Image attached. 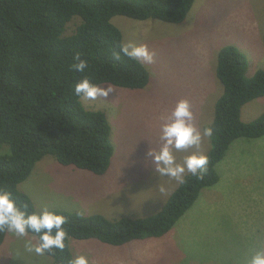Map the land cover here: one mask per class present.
Segmentation results:
<instances>
[{"label": "rangeland", "instance_id": "rangeland-1", "mask_svg": "<svg viewBox=\"0 0 264 264\" xmlns=\"http://www.w3.org/2000/svg\"><path fill=\"white\" fill-rule=\"evenodd\" d=\"M112 23L121 30L123 44H144L154 52L152 64L142 63L149 81L141 89L110 84L115 91L106 100L82 98L86 108L104 111L110 123V166L95 175L43 156L18 184L37 211L47 207L108 218L157 212L178 183L155 173L148 150L159 148L160 124L176 101H189L193 123L203 133L222 92L214 75L218 49L228 44L242 51L248 75L264 68V0H194L180 23L121 15ZM263 111L264 96L244 104L241 118L250 121ZM209 145V138L203 137L198 149L174 155L182 162L191 152L204 153ZM216 169L218 182L201 189L163 237L120 246L71 238L73 256L85 254L89 264H246L264 249V136L232 141ZM26 241L38 243L31 233L17 237L6 232L0 264H51L45 253L27 251Z\"/></svg>", "mask_w": 264, "mask_h": 264}, {"label": "trees", "instance_id": "trees-1", "mask_svg": "<svg viewBox=\"0 0 264 264\" xmlns=\"http://www.w3.org/2000/svg\"><path fill=\"white\" fill-rule=\"evenodd\" d=\"M194 0H0V189L11 194L26 213L37 211L18 184L45 155L59 164L95 175L106 173L114 145L104 111L88 109L74 92L87 77L141 89L149 81L145 66L122 52L116 15L135 20L180 23ZM264 43V30L262 33ZM87 62L83 73L74 70V56ZM247 57L234 45L216 53L214 75L222 86L215 99L210 126L207 170L203 178L186 174L160 209L148 216L108 218L100 213L49 209L66 217L63 250L45 252L51 264H68L70 239H96L120 246L138 239L162 237L192 206L201 189L218 182L216 169L237 138L264 136V111L243 121L241 108L264 96V68L247 74ZM39 212V211H37ZM7 231H0V245ZM31 233V232H29ZM37 242L39 237L35 233Z\"/></svg>", "mask_w": 264, "mask_h": 264}, {"label": "clouds", "instance_id": "clouds-1", "mask_svg": "<svg viewBox=\"0 0 264 264\" xmlns=\"http://www.w3.org/2000/svg\"><path fill=\"white\" fill-rule=\"evenodd\" d=\"M123 53L129 59L143 64H152L154 62V52L150 51L144 44L137 45L129 41L126 44L119 45V52L113 54L119 59L120 53ZM75 63L71 65L75 71L83 73L87 68V62L80 58L79 54L74 56ZM114 88L100 86L91 82L87 77L80 79L74 85V92L78 97L85 100L96 101L98 99H107L114 92ZM193 112L187 99L176 101L171 113L160 124V141L158 149L148 150V156L154 166L155 173L158 176L173 178L178 184H184L186 174H190L197 179L203 178L207 165L209 163L206 154L194 151L178 162L175 152L189 148H199L203 137H211L213 130L210 126L203 129V133L193 123ZM160 191H165L161 186ZM66 223V217L42 208L39 212L33 211L26 213L12 199L11 194L0 189V231L10 232L17 237H24L29 232L38 235V243L31 241L25 242V248L29 252H35L37 255H43L53 249L63 250L67 233L63 227ZM68 264H89V258L85 254H78L70 257ZM246 264H264V249L257 250L246 261Z\"/></svg>", "mask_w": 264, "mask_h": 264}, {"label": "crops", "instance_id": "crops-1", "mask_svg": "<svg viewBox=\"0 0 264 264\" xmlns=\"http://www.w3.org/2000/svg\"><path fill=\"white\" fill-rule=\"evenodd\" d=\"M154 212H152V213H154ZM11 237H13V236H11ZM145 239H147V240H145ZM145 239H138V240H133V241H151L152 238H145Z\"/></svg>", "mask_w": 264, "mask_h": 264}]
</instances>
